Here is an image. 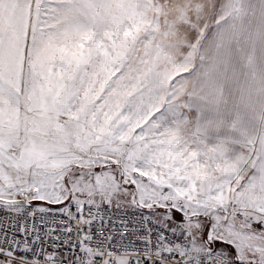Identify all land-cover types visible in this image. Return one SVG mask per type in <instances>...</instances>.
<instances>
[{
    "label": "snow or ice",
    "instance_id": "snow-or-ice-1",
    "mask_svg": "<svg viewBox=\"0 0 264 264\" xmlns=\"http://www.w3.org/2000/svg\"><path fill=\"white\" fill-rule=\"evenodd\" d=\"M0 264H264V0H0Z\"/></svg>",
    "mask_w": 264,
    "mask_h": 264
}]
</instances>
